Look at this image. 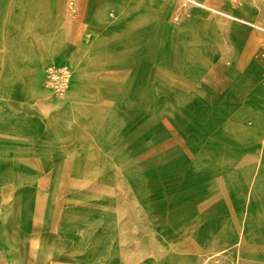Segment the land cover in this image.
Instances as JSON below:
<instances>
[{
	"label": "rangeland",
	"instance_id": "obj_1",
	"mask_svg": "<svg viewBox=\"0 0 264 264\" xmlns=\"http://www.w3.org/2000/svg\"><path fill=\"white\" fill-rule=\"evenodd\" d=\"M227 1L264 25V0ZM65 6L0 0V264H239L243 248L264 261V30L228 17L226 43L165 51L113 111L59 125L49 106L75 64L29 10Z\"/></svg>",
	"mask_w": 264,
	"mask_h": 264
},
{
	"label": "crops",
	"instance_id": "obj_2",
	"mask_svg": "<svg viewBox=\"0 0 264 264\" xmlns=\"http://www.w3.org/2000/svg\"><path fill=\"white\" fill-rule=\"evenodd\" d=\"M64 1L63 10H29L32 16L41 15L48 22L43 24L46 33L42 43H59L57 58L75 64L69 95L64 102L49 103L57 110L59 125L69 124L80 111L87 119L113 111L122 97L130 95L131 73L137 72L140 85L146 86L148 70H161L158 65L165 51L180 52L184 43H226V18L256 24L237 13L239 4L227 0L217 2L214 13L213 0H199L203 8L183 3L195 0ZM250 15L258 19L260 14L253 11ZM114 77L123 81L115 82L120 80ZM62 144L67 149L65 142ZM239 256V264H264L252 248L241 249Z\"/></svg>",
	"mask_w": 264,
	"mask_h": 264
},
{
	"label": "bare ground",
	"instance_id": "obj_3",
	"mask_svg": "<svg viewBox=\"0 0 264 264\" xmlns=\"http://www.w3.org/2000/svg\"><path fill=\"white\" fill-rule=\"evenodd\" d=\"M246 19H249V18H246ZM254 20V19H253ZM255 21V20H254ZM256 22V24H252V26H255V27H257V28H260V29H262V30H264V25L262 24V23H258V21H255ZM259 24V25H258ZM189 50H191V49H189ZM196 50V49H195ZM194 50V51H195ZM193 55V54H192ZM261 70V66H260V64L259 63H255L254 62V64H251L250 65V68L249 69H247L246 71H247V74H249L248 75V77L249 78H251V79H255L256 78V75H257V73H258V71H260ZM182 97V96H181ZM258 114V113H257ZM256 116V115H255ZM240 118V117H239ZM253 118V117H252ZM234 119V118H233ZM262 120V119H261ZM251 121H252V119H251ZM181 122V121H180ZM229 122V121H228ZM235 122V121H234ZM245 122H247V121H245ZM256 123V122H255ZM248 124H249V122H248ZM258 124V123H257ZM233 125V124H232ZM236 125V124H235ZM255 125V124H254ZM262 125V124H261ZM231 126V125H230ZM237 126V125H236ZM239 126V125H238ZM237 126V127H238ZM241 126V125H240ZM228 127V126H227ZM235 127V126H234ZM262 127V126H261ZM225 128H226V126H225ZM229 128V127H228ZM232 128V127H231ZM230 130H232V129H230ZM241 130V129H240ZM239 130V131H240ZM238 130L236 129V132H237ZM244 131V130H243ZM247 130L245 129V132H246ZM252 131V130H251ZM233 133V132H232ZM238 133H240V132H238ZM231 134V133H230ZM251 134V133H250ZM233 135V134H232ZM236 135V134H235ZM238 135V134H237ZM240 135V134H239ZM243 134H241V136H242ZM243 136H245V134L243 135ZM242 136V137H243ZM247 137V136H246ZM234 138V137H233ZM237 139V138H236ZM244 139V138H243ZM235 140V139H234ZM239 141V140H238ZM241 141V140H240ZM259 142V141H258ZM261 142V141H260ZM242 143V142H241ZM257 154V153H256ZM261 154V153H260ZM259 157V156H258ZM201 158V157H200ZM261 159V158H260ZM197 160V159H196ZM199 160V159H198ZM197 160V161H198ZM202 160V159H201ZM191 162V161H190ZM264 162V161H263ZM220 163V162H219ZM199 164V163H198ZM200 164H201V161H200ZM214 164V163H213ZM216 165V164H215ZM202 166V165H201ZM214 166V165H213ZM261 166V165H260ZM205 167V166H204ZM225 167V166H224ZM262 167V166H261ZM195 168V167H194ZM260 168V167H259ZM198 170V169H197ZM204 170V169H203ZM221 171V170H220ZM250 172H251V170H250ZM200 173V172H199ZM249 173V172H248ZM232 174H233V172H232ZM221 175V174H220ZM228 175V174H227ZM233 176V175H232ZM212 177V176H211ZM214 177V176H213ZM218 177V176H217ZM214 179V178H213ZM231 180V179H230ZM233 180V179H232ZM259 180V179H258ZM260 181V180H259ZM232 182V181H231ZM234 182V181H233ZM238 182V181H237ZM239 184V183H238ZM252 184V183H251ZM228 185V184H227ZM231 186V185H230ZM254 186V185H253ZM242 187H244V185L242 186ZM212 188V187H211ZM212 190V189H211ZM214 191V190H213ZM247 195V194H246ZM244 197H245V195H244ZM264 212V211H263ZM242 222V221H241ZM237 259V258H236ZM237 261V260H236Z\"/></svg>",
	"mask_w": 264,
	"mask_h": 264
},
{
	"label": "built area",
	"instance_id": "obj_4",
	"mask_svg": "<svg viewBox=\"0 0 264 264\" xmlns=\"http://www.w3.org/2000/svg\"><path fill=\"white\" fill-rule=\"evenodd\" d=\"M67 75H69V71L65 68L54 70L51 72L50 79L52 81L54 89L58 91V93H62L65 89L68 79Z\"/></svg>",
	"mask_w": 264,
	"mask_h": 264
}]
</instances>
